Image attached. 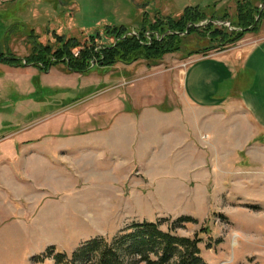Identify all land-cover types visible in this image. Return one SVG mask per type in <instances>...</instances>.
<instances>
[{
    "label": "rangeland",
    "instance_id": "obj_1",
    "mask_svg": "<svg viewBox=\"0 0 264 264\" xmlns=\"http://www.w3.org/2000/svg\"><path fill=\"white\" fill-rule=\"evenodd\" d=\"M195 8L206 20L229 22L224 46L188 29L180 50L152 67L141 59L81 75L66 66L41 72L0 64V264H55L50 248L72 257L93 239L116 240L136 224L161 220L164 231L201 235L207 264H264V131L243 126L237 100L201 114L186 96L195 88L185 78L195 63L237 60L243 46L261 42L264 21L234 33L253 22L252 9L264 12V0H0V52L26 59L39 45L56 49L59 37L93 50V43H114L98 38L110 27L135 34L142 22L188 17L186 26L194 14L185 10ZM205 81L199 102L227 94ZM158 107L164 114L148 130L143 113ZM45 140L55 141L57 154L33 148L42 157L32 165L22 157L15 173L5 157H14L18 143L28 156L29 146Z\"/></svg>",
    "mask_w": 264,
    "mask_h": 264
},
{
    "label": "trees",
    "instance_id": "obj_2",
    "mask_svg": "<svg viewBox=\"0 0 264 264\" xmlns=\"http://www.w3.org/2000/svg\"><path fill=\"white\" fill-rule=\"evenodd\" d=\"M253 22L246 27L235 28L236 35H241L247 30H257V25L264 21V12L252 9ZM185 16L191 20L186 24L187 18L182 19L157 18L151 27L142 22L135 34L128 31L126 26L110 27L99 39L113 40L111 45H96L92 38V44L83 47L75 39L66 40L57 38L58 47L37 45L34 54L26 59L18 58L13 54L0 52V64L11 67L33 66L41 72H48L51 68L66 66L69 72L81 75L90 74L101 68L113 67L117 63L131 64L144 59L149 66H156L167 54L179 51L180 39L188 29L190 33L205 30L215 40L228 41L229 30L223 19L210 18L206 20L203 10L200 8L186 9ZM254 16H258L259 21ZM193 17V18H192ZM203 21H210L208 25L198 26ZM249 19V18H248ZM222 23V26L217 24ZM262 23V22H261ZM233 24V23H232ZM150 28V29H149ZM81 47L78 57L73 58L75 49ZM167 221L144 222L129 228V232L119 236L116 240H107L103 237L93 239L74 253L72 257L50 248L46 253L55 264H207L202 258L200 245L201 235L194 238L180 237L173 228L164 231L162 227ZM180 222H193L191 218H182ZM207 234V233H206ZM126 254L132 261L127 262ZM39 259V258H38ZM39 262V261H38ZM39 263H45L41 257Z\"/></svg>",
    "mask_w": 264,
    "mask_h": 264
},
{
    "label": "crops",
    "instance_id": "obj_3",
    "mask_svg": "<svg viewBox=\"0 0 264 264\" xmlns=\"http://www.w3.org/2000/svg\"><path fill=\"white\" fill-rule=\"evenodd\" d=\"M240 51H243V57L240 59L233 57H228L227 60L220 62L216 61H209V62H201V63H195L191 66V68L188 70L187 75L185 78H191L192 81V87L195 88V91L192 92L193 94H187L186 96L190 103H192L195 108L198 110H202L201 114L205 112V109H212L217 108L219 106H224L226 103L225 108L232 107L234 104V101L237 100L236 103L237 106V116L239 118V121L243 124V126L246 128V126L250 127V130L252 132H258L263 130L264 131V38L261 42L248 47L243 46V48L240 49ZM205 64V65H204ZM247 77V78H246ZM184 78V81H185ZM206 80V81H205ZM204 81L209 85V82L213 85L222 86L221 89L227 90V94L216 96V94H213V98L215 100H212L209 104H204L203 102H199L198 100V92L202 90L200 87L204 84ZM215 83V84H214ZM249 85L248 87L241 88L243 85ZM184 88H185V82H184ZM238 91L237 96H234V91ZM247 89V90H246ZM240 90H243L245 92L244 94L240 92ZM243 99L238 98L239 95ZM248 94V95H247ZM216 101H221V103H217ZM231 105V106H230ZM160 107V106H159ZM159 107L155 110H148V112L143 113V117L145 120V123L148 125V130H150V127L155 128L152 125V122H155V119L158 118L160 120V116L164 114V112H161ZM147 109V108H145ZM232 109V108H231ZM146 111V110H145ZM226 111V110H225ZM225 113V114H224ZM222 116H228L226 112H224ZM197 112V116H198ZM226 116V117H227ZM153 120V121H152ZM223 120V119H222ZM140 121V127L142 125V119H139ZM158 122V121H156ZM116 127V121L113 122V124ZM111 125V126H112ZM113 126V127H114ZM132 128L136 127L135 121H133V124H131ZM247 129V128H246ZM114 129L106 130L102 129L103 132L100 130L99 137H104L107 134H109ZM105 131V132H104ZM132 129L129 128V132L131 133ZM133 131H136L134 129ZM132 134V133H131ZM135 135V134H134ZM52 137H50L48 140H51ZM73 139V138H72ZM134 139V136H133ZM45 140V146L35 142L33 145L29 146L27 150H30V153L28 156L21 154L23 151L25 152V148H21V144L18 143L16 146L18 147L19 151H16V153L13 155H8V161L10 163L15 165L14 171L20 176L21 170L20 168L16 167V163L22 164V157L24 158V162H28L30 165L32 163H36L37 158L36 156L41 155L37 154L35 151H32L31 149L35 148H42L45 149L49 148L50 152L47 151L44 152L48 157L50 155L54 156L57 154V151L54 150L53 144L55 141H48ZM53 140V139H52ZM82 141L83 140H78ZM134 141V140H133ZM65 142H61V146H63ZM115 148H117V143L114 145ZM43 152V151H42ZM34 153V155H33ZM62 153V152H61ZM59 154V153H58ZM3 160V159H2ZM4 161V160H3Z\"/></svg>",
    "mask_w": 264,
    "mask_h": 264
}]
</instances>
